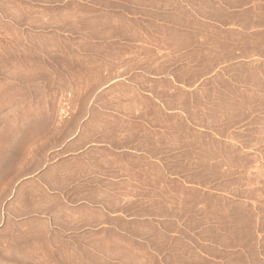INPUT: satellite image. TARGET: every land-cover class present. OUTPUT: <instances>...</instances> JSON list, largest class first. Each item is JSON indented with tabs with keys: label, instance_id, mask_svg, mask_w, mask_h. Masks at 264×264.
Segmentation results:
<instances>
[{
	"label": "crops",
	"instance_id": "1",
	"mask_svg": "<svg viewBox=\"0 0 264 264\" xmlns=\"http://www.w3.org/2000/svg\"><path fill=\"white\" fill-rule=\"evenodd\" d=\"M57 89L63 144L0 127V264H264L228 159L262 131L264 0H0V120Z\"/></svg>",
	"mask_w": 264,
	"mask_h": 264
},
{
	"label": "rangeland",
	"instance_id": "2",
	"mask_svg": "<svg viewBox=\"0 0 264 264\" xmlns=\"http://www.w3.org/2000/svg\"><path fill=\"white\" fill-rule=\"evenodd\" d=\"M53 91L54 96L53 101H56V104L52 105H41L39 110L35 107L34 112H40V120H25L24 122L17 120H0L1 130L10 129L14 127V131L24 132L25 140L29 144H38L41 148H55L64 143L65 138L68 136V122L64 120L65 103H64V89L51 90ZM264 112V105L259 106ZM33 112V109L30 110ZM50 113V115L48 114ZM54 117L57 119H43V117ZM262 131L259 135L255 134L250 135L249 146L246 148H241L240 136L234 135L231 137L232 149L229 152V162L232 166H238L241 163L245 164L248 162L250 165L256 163L258 166L257 171V181L255 184V190L250 185V195L255 191L258 196L257 212H258V240H259V249L257 252L264 259V120L261 122ZM23 125V126H22ZM16 126V127H15ZM35 135V140L32 141V136ZM37 136V138H36ZM10 139V144H12ZM256 144L257 146H255ZM11 154L4 151L3 148H0V194L6 189L11 190L12 185L8 184V181L12 180V175L9 177L6 176L7 173L11 172ZM16 177V174H14Z\"/></svg>",
	"mask_w": 264,
	"mask_h": 264
}]
</instances>
